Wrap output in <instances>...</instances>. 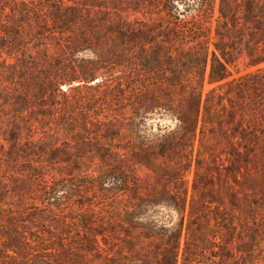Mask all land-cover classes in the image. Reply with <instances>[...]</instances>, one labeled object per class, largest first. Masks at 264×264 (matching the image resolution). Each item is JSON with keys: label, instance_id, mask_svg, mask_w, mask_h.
Listing matches in <instances>:
<instances>
[{"label": "trees", "instance_id": "16d2710c", "mask_svg": "<svg viewBox=\"0 0 264 264\" xmlns=\"http://www.w3.org/2000/svg\"><path fill=\"white\" fill-rule=\"evenodd\" d=\"M0 136V264H264V0H0Z\"/></svg>", "mask_w": 264, "mask_h": 264}, {"label": "rangeland", "instance_id": "374dc122", "mask_svg": "<svg viewBox=\"0 0 264 264\" xmlns=\"http://www.w3.org/2000/svg\"><path fill=\"white\" fill-rule=\"evenodd\" d=\"M181 14V13H180ZM237 67L239 68L240 72L241 73H244L245 71L249 70V68H246L245 65H244V62L242 60H239L238 64H237ZM234 75H236V73L234 72ZM98 79H94V80H91L90 83H94L95 81H97ZM80 82L79 81H72L71 83H68V84H63L61 85V88L62 89H66V88H69L71 86H76L78 85ZM208 88H210V85L206 84L205 86V90H207ZM164 123L166 124H170V122L168 120L164 121ZM171 125V124H170ZM210 134L207 132V139L205 140V144L206 146L205 147H201L199 146V143L198 141L196 142V145H195V153L197 152V149H200V151L202 152V155H204L205 159H208V152H209V148H212L211 150L214 152V154L218 155L219 152L221 151V149L224 147L225 143L222 142L221 145H217L215 143V141L209 137ZM1 144H5V141L2 139V137L0 136V145ZM194 153V154H195ZM221 158H224V155L222 154L221 155ZM216 162H220L218 158H216ZM224 163V165L228 164V162L224 159L222 161ZM92 168V167H91ZM193 167L191 169V171H189L186 176H185V179L187 180V185H188V188L191 189V183H192V179H193ZM65 200V199H64ZM66 201V200H65ZM64 201V202H65Z\"/></svg>", "mask_w": 264, "mask_h": 264}, {"label": "water", "instance_id": "95a60500", "mask_svg": "<svg viewBox=\"0 0 264 264\" xmlns=\"http://www.w3.org/2000/svg\"><path fill=\"white\" fill-rule=\"evenodd\" d=\"M181 14H182V12H181Z\"/></svg>", "mask_w": 264, "mask_h": 264}]
</instances>
